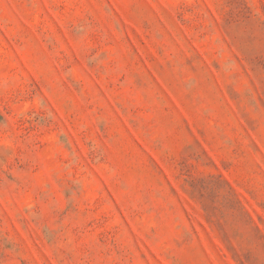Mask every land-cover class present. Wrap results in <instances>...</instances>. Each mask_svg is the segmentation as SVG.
Listing matches in <instances>:
<instances>
[{
  "label": "rangeland",
  "instance_id": "1",
  "mask_svg": "<svg viewBox=\"0 0 264 264\" xmlns=\"http://www.w3.org/2000/svg\"><path fill=\"white\" fill-rule=\"evenodd\" d=\"M0 264H264V0H0Z\"/></svg>",
  "mask_w": 264,
  "mask_h": 264
}]
</instances>
